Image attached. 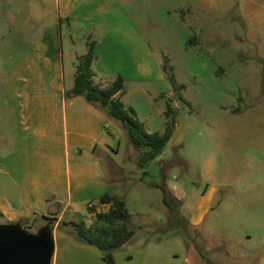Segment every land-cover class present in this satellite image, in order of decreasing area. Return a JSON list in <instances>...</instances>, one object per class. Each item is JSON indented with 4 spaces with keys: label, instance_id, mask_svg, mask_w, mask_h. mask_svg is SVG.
Listing matches in <instances>:
<instances>
[{
    "label": "rangeland",
    "instance_id": "obj_1",
    "mask_svg": "<svg viewBox=\"0 0 264 264\" xmlns=\"http://www.w3.org/2000/svg\"><path fill=\"white\" fill-rule=\"evenodd\" d=\"M120 1L147 44L146 56L141 60L138 48L110 50L107 70L116 71L113 77L123 72L122 99L148 131L164 130L166 103L175 110L170 139L143 169L115 119L106 127L109 149L96 151L105 183L127 200L135 229L130 245H147L148 264L165 262L150 260L151 252L186 256L191 250L201 251L210 264H264V0ZM56 4L0 0V128L7 131L18 120L7 77L30 56L33 37L60 34L67 52L71 34L74 49L85 53L78 23L57 20ZM69 63L63 62L66 69ZM145 65L148 78L139 73ZM164 65L172 67L175 85ZM14 147L0 145V160ZM142 170L148 172L145 181ZM150 182L164 187L170 209ZM210 186L211 209L194 228L189 213ZM172 194L180 197L179 205ZM95 198L77 204L70 220L86 223L87 205ZM45 224L37 221L27 230ZM58 230L70 234L67 227Z\"/></svg>",
    "mask_w": 264,
    "mask_h": 264
},
{
    "label": "crops",
    "instance_id": "obj_2",
    "mask_svg": "<svg viewBox=\"0 0 264 264\" xmlns=\"http://www.w3.org/2000/svg\"><path fill=\"white\" fill-rule=\"evenodd\" d=\"M56 1V19L78 23L83 47L87 37L94 41L96 57L92 68L96 83L106 85L117 76L124 77L121 71L113 77L116 71L107 70L104 58L110 57V50L138 48L144 52L141 60L145 59L147 44L120 0ZM50 31L49 37L54 33ZM66 44H71L67 52L62 50L60 34L54 38L34 36L30 56L21 58L18 71L7 77L18 120L10 131L0 128V145H15L0 160V224L19 222L29 229L37 221L46 223L44 217H54L51 264H106L92 245L58 230L59 222L73 221L70 219L77 204L109 191L118 195L105 183L96 157L98 149L106 151L110 147L106 134L110 118L83 96L73 94L75 59L80 53L74 49L71 34L65 39V47ZM65 60L70 61L67 69ZM133 61L137 63L135 57ZM139 73L148 78L146 65ZM123 94L122 91L117 96L125 106H130L122 99ZM214 192L213 186L203 192L189 213L190 226L195 228L203 223ZM172 196L179 205L180 197ZM86 221V225L92 223L91 218ZM130 242L131 239L113 253L115 264H148L147 245L135 250ZM191 251L186 256L160 251L149 256L152 261L164 259V264H210L201 251Z\"/></svg>",
    "mask_w": 264,
    "mask_h": 264
},
{
    "label": "trees",
    "instance_id": "obj_3",
    "mask_svg": "<svg viewBox=\"0 0 264 264\" xmlns=\"http://www.w3.org/2000/svg\"><path fill=\"white\" fill-rule=\"evenodd\" d=\"M93 47L94 41L87 40L85 53L76 59L72 92L83 96L88 103L105 111L108 118L115 119L122 125L130 145L139 152L137 164L143 169L149 161L162 153L170 139L175 124V110L169 103H166L164 130L161 132L147 131L144 124L138 119L135 110L131 106H125L117 96L123 91L122 77L117 76L106 85L95 82L92 64L96 56ZM169 69L172 70V67ZM169 69L166 65L163 66L166 77L172 85H175L174 77ZM147 174L146 170H142L140 180L145 181L144 176ZM150 185L162 190L163 202L170 209L164 187L153 182H150ZM87 210L92 219L90 225H86L83 221H61L59 227L69 228L67 231L76 240L96 247L106 264H115L113 253L135 234L125 198L106 192L95 198L89 206L87 205ZM44 218L47 219L46 228L51 230L55 218ZM19 224L25 228L21 223Z\"/></svg>",
    "mask_w": 264,
    "mask_h": 264
},
{
    "label": "water",
    "instance_id": "obj_4",
    "mask_svg": "<svg viewBox=\"0 0 264 264\" xmlns=\"http://www.w3.org/2000/svg\"><path fill=\"white\" fill-rule=\"evenodd\" d=\"M51 230L30 232L19 223L0 224V264H51Z\"/></svg>",
    "mask_w": 264,
    "mask_h": 264
},
{
    "label": "built area",
    "instance_id": "obj_5",
    "mask_svg": "<svg viewBox=\"0 0 264 264\" xmlns=\"http://www.w3.org/2000/svg\"><path fill=\"white\" fill-rule=\"evenodd\" d=\"M90 205V204H89Z\"/></svg>",
    "mask_w": 264,
    "mask_h": 264
}]
</instances>
